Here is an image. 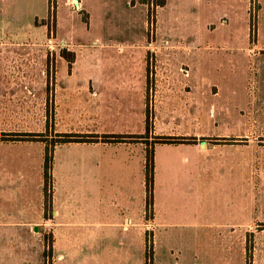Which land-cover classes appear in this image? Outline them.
Here are the masks:
<instances>
[{"label":"rangeland","instance_id":"rangeland-1","mask_svg":"<svg viewBox=\"0 0 264 264\" xmlns=\"http://www.w3.org/2000/svg\"><path fill=\"white\" fill-rule=\"evenodd\" d=\"M159 1L0 0V264H44L49 229L21 255L9 222L32 216L26 205L43 194L45 158L53 206L92 223L111 215L115 188L140 189L145 148L155 217L181 222L172 253L156 241L154 264H264V0ZM71 71L106 92L100 108L83 102L75 119L63 110L67 96L56 106L59 78ZM99 142L111 144L90 145ZM125 142L141 143L138 154L112 145ZM241 219L242 252L239 239L227 247V228ZM65 242L56 252L67 253ZM105 258L131 264L124 253Z\"/></svg>","mask_w":264,"mask_h":264},{"label":"crops","instance_id":"crops-1","mask_svg":"<svg viewBox=\"0 0 264 264\" xmlns=\"http://www.w3.org/2000/svg\"><path fill=\"white\" fill-rule=\"evenodd\" d=\"M168 0L166 1V3ZM76 3L79 5L78 0ZM165 3V5H166ZM76 4V5H77ZM41 19V20H45ZM40 20V21H41ZM38 21V20H35ZM34 21V27L39 28L43 27L46 30L45 25L37 26ZM39 22V21H38ZM36 40H33L34 42ZM20 43V42H19ZM19 43H16L19 44ZM29 44V42H28ZM255 54L260 55L259 52L261 50L255 49ZM262 52H264L262 50ZM33 77V76H32ZM60 80H66V83H62L66 87L61 88L56 95V106H59V102L62 101V96H67L66 98V106L63 108L64 111H70V118H73V115L77 113V110L81 107V103L83 102H91L92 108H100L102 106L100 95L106 94L104 89H94L93 87H84L81 86V83H77L76 80L79 79L78 74L76 71L67 72L64 77L59 78ZM103 91V93L101 92ZM114 92V91H113ZM143 93V91L136 90V93ZM141 95V94H140ZM97 97V99H94ZM60 99V100H59ZM65 102V101H64ZM101 104V106H99ZM76 130L67 132L64 131L63 133H77ZM264 140V136L259 137ZM107 145L111 143H91L90 145ZM59 145H75L79 146L77 143H64ZM59 145L55 146L58 147ZM114 146H121L124 145V148L120 149L123 150L122 153H137V148L140 146L141 143L132 144V143H115L112 144ZM132 145V146H131ZM139 145V146H138ZM95 147L91 148L94 150ZM55 149V148H54ZM57 149V148H56ZM55 149V153H56ZM136 151H134V150ZM145 156L140 164V168L136 167V176L135 178L138 181L139 175L141 173V181H139V187L125 191L122 187H118L115 189H119L121 191L124 190L123 193L119 192L118 190H113L111 196L107 199L106 203L108 208L110 209L111 215L108 216L106 219L102 221H94L90 223V221L84 220V218L79 217H71L69 213L75 211L74 207H67L66 205L65 211L66 214L62 215V211L53 206L55 204V197H56V190H52L51 195V211L47 213V217H45V209L43 207V194L40 190L36 191V194L33 195L34 198L33 204L30 205L28 203L26 208H28V213H32V216L26 217H18L14 219L10 223V227L12 228L13 235L12 237L18 241L16 244L18 246L19 252L24 254L26 252V246L28 250L29 241L35 240L37 234H41V227L42 229H49V234L51 239L53 240V254H54V263L56 264L58 261L57 259H64L68 260L70 264H76L86 261H91L92 264H120L123 262H118L115 258H105L111 254L116 253H124L129 257V262L131 264H144L146 260V255L149 249V241L151 244V251H152V264H154V247L156 241L162 240L165 241L166 245V252L172 253L173 247V240L178 237V230L181 222L175 218H163V217H155L156 213H154L153 208V195H152V208H153V215H147V173H146V148L144 149ZM141 152V149L138 151ZM85 155H91V157H96V155H101L97 153H84ZM138 154V153H137ZM130 157V156H128ZM67 159V158H66ZM65 159V160H66ZM72 167H76L77 164L71 162L70 164ZM97 165V164H96ZM69 166V173L66 174L65 177H71L73 170L72 167ZM143 167L145 169V185L144 180L142 181L143 177ZM96 168V167H92ZM141 169V170H140ZM65 172V171H64ZM228 173V172H227ZM230 173V172H229ZM238 173V170L236 171ZM233 174V173H231ZM241 175H242V168H241ZM242 182V178H241ZM144 185V191H143ZM242 186V185H241ZM23 190H19L18 192H22ZM65 195L68 198L73 197L76 200L80 199V191L77 189H64ZM38 193V194H37ZM146 198V199H145ZM143 199L146 200V205H143ZM78 209L84 211L83 205H78ZM25 210V209H24ZM63 211V213L65 212ZM181 220V219H180ZM9 225V224H8ZM88 225V227H85ZM244 221L241 219V222L236 224V227H228L227 230L229 232L230 237L228 238L227 247L232 246L229 242L230 240L239 239V248L242 252L243 250V239H244ZM40 227V228H39ZM236 233L234 235V231ZM239 230V232H238ZM45 232V231H44ZM47 234V233H45ZM63 240L65 242V249L67 253H58L56 252V244L57 240ZM21 241H28L27 245L25 242L21 243ZM89 248V249H87ZM88 253V254H86ZM90 254V255H89ZM89 255V257H86ZM128 261V260H127ZM56 262V263H55ZM117 262V263H116ZM170 264V261L167 262Z\"/></svg>","mask_w":264,"mask_h":264},{"label":"trees","instance_id":"trees-1","mask_svg":"<svg viewBox=\"0 0 264 264\" xmlns=\"http://www.w3.org/2000/svg\"><path fill=\"white\" fill-rule=\"evenodd\" d=\"M156 5L157 6H163L164 5V0H160L159 3H157ZM46 20L47 19L43 20V22H44L43 24L46 23ZM67 61H68L69 65H70V64H72L73 59L72 58H70V59L67 58ZM59 142H60V144H64V143H68V142H72V141H68V139H64L63 141L61 140ZM46 150H47V147H46ZM48 163H49V160L47 158H45V163H44V168H43V174H44L45 181H46V177L48 176V171H49ZM148 169H149V172L152 175V172H153V159H152V156L147 153L146 154L147 193H148V198H147L148 202L147 203H148V206H149L151 204V202H152V195H151L152 177L150 175V179H149V177H148L149 176ZM45 181L43 183V207H44L45 211L47 209V213H50V211H51V197L47 196L46 182ZM49 241H50V243H49L48 250H46V251L43 250V254H42L44 264H49L50 263V260L52 258V254H53V250H52L53 249V247H52L53 240L51 239V237L49 238Z\"/></svg>","mask_w":264,"mask_h":264}]
</instances>
